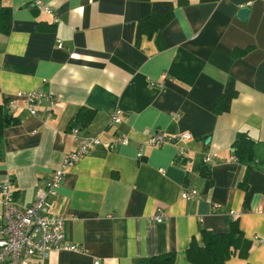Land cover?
Wrapping results in <instances>:
<instances>
[{
  "label": "crops",
  "instance_id": "crops-1",
  "mask_svg": "<svg viewBox=\"0 0 264 264\" xmlns=\"http://www.w3.org/2000/svg\"><path fill=\"white\" fill-rule=\"evenodd\" d=\"M35 1L0 0L11 15L0 29V92L52 99L37 115L24 100L8 114L0 184L15 181L17 202L32 205L76 151L69 126L82 107L94 116L78 127L99 142L65 167L53 198L81 251L29 264H148L169 251L173 264H192L187 248L202 244L201 230L228 232L234 219L249 249L224 264H264V0H42L50 11ZM160 2L173 4L172 18L143 31ZM156 131L191 139L145 144ZM120 134L128 143L109 149ZM190 187L199 198L181 197Z\"/></svg>",
  "mask_w": 264,
  "mask_h": 264
},
{
  "label": "built area",
  "instance_id": "built-area-1",
  "mask_svg": "<svg viewBox=\"0 0 264 264\" xmlns=\"http://www.w3.org/2000/svg\"><path fill=\"white\" fill-rule=\"evenodd\" d=\"M33 5L50 11L42 0H36ZM44 98L52 99V96L42 91H19L15 96L7 97L0 92V107L9 114L18 108V100H24L27 102L30 113L37 115ZM119 121V111H113L110 122ZM70 134L78 143L76 151L65 157L62 168L52 172L46 185L39 188L37 198L32 205L22 206L17 202L15 181L7 180L0 184V264H29L30 258L34 255L48 258L53 252L59 250L81 251L82 248L79 245L67 240L65 232L67 217L64 213L54 211L53 198L57 195L58 188L65 178V167L88 154L99 141L96 137L82 133L78 126L72 127ZM182 139H191V134L182 132L170 135L156 131L149 134L145 144L161 145ZM127 143L128 136L120 134L107 146L113 149ZM142 147L143 145L140 149ZM180 154L187 156L183 151ZM138 156H141L140 152ZM211 159V155H206L203 160L210 162ZM181 197L192 200L199 198L200 193L196 188L190 187L183 189ZM164 216V210L157 208L153 220L160 222ZM94 264H100V260H95Z\"/></svg>",
  "mask_w": 264,
  "mask_h": 264
},
{
  "label": "trees",
  "instance_id": "trees-1",
  "mask_svg": "<svg viewBox=\"0 0 264 264\" xmlns=\"http://www.w3.org/2000/svg\"><path fill=\"white\" fill-rule=\"evenodd\" d=\"M173 4L170 2L155 3L153 6L152 17L147 21V27L143 31H155L157 28L165 25L173 15ZM10 10L6 6L0 8V29L8 32L10 24ZM144 22V23H145ZM231 95L223 97V106L219 111L225 109L228 105ZM94 116V110L88 107H82L69 127L80 126L89 123ZM11 122V117L5 109L0 107V145L4 140V128ZM79 127V128H80ZM245 152L251 154L253 142L246 138ZM204 175H207V169H204ZM202 244L191 241L187 248V257L192 264H224V261L236 251L239 255L245 256L249 249V240L246 239L238 227L236 219L231 221L228 232L214 233L208 229L201 230ZM175 254L173 251L160 255H153L148 259V264H173Z\"/></svg>",
  "mask_w": 264,
  "mask_h": 264
},
{
  "label": "water",
  "instance_id": "water-1",
  "mask_svg": "<svg viewBox=\"0 0 264 264\" xmlns=\"http://www.w3.org/2000/svg\"><path fill=\"white\" fill-rule=\"evenodd\" d=\"M248 13H249V9L244 6L243 8H241L239 11H238V17L242 20H246L247 17H248Z\"/></svg>",
  "mask_w": 264,
  "mask_h": 264
}]
</instances>
